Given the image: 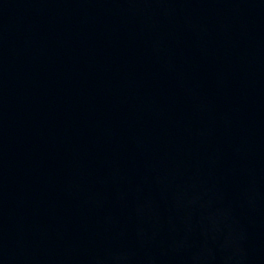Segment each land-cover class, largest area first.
Masks as SVG:
<instances>
[{"label": "water", "instance_id": "1", "mask_svg": "<svg viewBox=\"0 0 264 264\" xmlns=\"http://www.w3.org/2000/svg\"><path fill=\"white\" fill-rule=\"evenodd\" d=\"M0 264H264V0H0Z\"/></svg>", "mask_w": 264, "mask_h": 264}]
</instances>
